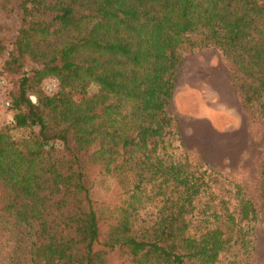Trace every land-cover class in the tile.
Listing matches in <instances>:
<instances>
[{
    "label": "trees",
    "instance_id": "16d2710c",
    "mask_svg": "<svg viewBox=\"0 0 264 264\" xmlns=\"http://www.w3.org/2000/svg\"><path fill=\"white\" fill-rule=\"evenodd\" d=\"M0 11L18 23L8 51L0 40L2 73L19 76L0 130V210L27 264H251L257 210L188 161L166 108L180 52L212 48L264 124V0H0ZM99 176L112 189L95 202ZM258 196L264 221V160Z\"/></svg>",
    "mask_w": 264,
    "mask_h": 264
},
{
    "label": "rangeland",
    "instance_id": "374dc122",
    "mask_svg": "<svg viewBox=\"0 0 264 264\" xmlns=\"http://www.w3.org/2000/svg\"><path fill=\"white\" fill-rule=\"evenodd\" d=\"M17 26L13 14L0 11V40L6 51L10 49ZM6 56V52L0 54V73L11 89L19 76L2 73ZM180 56L173 97L166 111L178 122L182 150L188 161L221 173L238 185L254 205L259 220L254 226L251 264H264V221L258 196L259 168L264 160V124L240 107L230 85V65L218 51L212 48L182 51ZM29 68L26 63L22 70L27 72ZM51 80L56 84V91L58 84L52 78L42 80L40 90L44 82ZM95 92V87L87 89L88 96ZM10 117L0 120V130L10 127ZM8 133L18 140L29 131L9 129ZM111 189L109 178L96 177L91 197L101 202L108 198ZM152 217V209L143 211L138 215V223L146 224ZM24 251L16 227L0 210V264H27Z\"/></svg>",
    "mask_w": 264,
    "mask_h": 264
},
{
    "label": "built area",
    "instance_id": "2783aa9c",
    "mask_svg": "<svg viewBox=\"0 0 264 264\" xmlns=\"http://www.w3.org/2000/svg\"><path fill=\"white\" fill-rule=\"evenodd\" d=\"M56 89V84L51 80L48 82H44L41 86V90L44 94L50 95ZM10 91V86L8 81L4 78V76L0 73V120H4L6 117H10V101L8 100V93ZM29 100L34 103V98L32 96L29 97Z\"/></svg>",
    "mask_w": 264,
    "mask_h": 264
}]
</instances>
